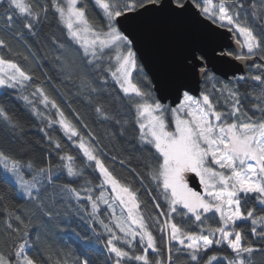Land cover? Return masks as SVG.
I'll list each match as a JSON object with an SVG mask.
<instances>
[{
	"label": "snow or ice",
	"instance_id": "1",
	"mask_svg": "<svg viewBox=\"0 0 264 264\" xmlns=\"http://www.w3.org/2000/svg\"><path fill=\"white\" fill-rule=\"evenodd\" d=\"M162 23L227 43L165 82L142 51ZM65 236L104 264L264 257V0H0V264H94Z\"/></svg>",
	"mask_w": 264,
	"mask_h": 264
},
{
	"label": "water",
	"instance_id": "2",
	"mask_svg": "<svg viewBox=\"0 0 264 264\" xmlns=\"http://www.w3.org/2000/svg\"><path fill=\"white\" fill-rule=\"evenodd\" d=\"M227 40L224 37L202 35L198 30L186 24L157 25L143 34V64L150 75L168 82L182 75V54L188 47L194 44H206L209 47L215 43ZM225 71L238 70L239 66L229 64L222 66ZM169 101L174 102L175 97L169 95ZM191 186L199 189L197 181L193 180Z\"/></svg>",
	"mask_w": 264,
	"mask_h": 264
},
{
	"label": "trees",
	"instance_id": "3",
	"mask_svg": "<svg viewBox=\"0 0 264 264\" xmlns=\"http://www.w3.org/2000/svg\"><path fill=\"white\" fill-rule=\"evenodd\" d=\"M89 2L91 3V0H89ZM54 30H55L54 24H50L49 26L45 27V33ZM48 74L53 76L54 82L57 84L58 87L61 88L62 91H67V87L60 84V82L56 79L55 74L51 70H49ZM7 103L16 111L18 115H20L26 121V124L28 126V133H27L28 138L34 142L35 146L37 147V152L39 153L40 150L43 147H45L43 143V138L38 131L40 125H38L37 122L27 112L24 111L22 103L16 101L15 99H10V98L7 99ZM73 107H76L82 113H88L89 122H91L90 109L87 108L83 100L75 102L73 104ZM104 127L107 126L105 125ZM56 135L59 136L58 133ZM69 150L71 151V149ZM123 175L127 176L128 174L127 172H124ZM64 182H68V181L65 180ZM79 223H80L79 221H76L72 224V227L76 229V232L79 233L81 236L85 234H90L87 233V230L84 229L82 225L78 226ZM65 241L75 250V253L77 255L81 257H84L85 255L91 257L94 264H104V256L102 255L98 246L85 245V243L82 240L76 239L74 236H65L63 239L58 240L57 243H59V245L63 247ZM254 260H255V264H264V257H262L260 254H255ZM178 264H185V259L183 256L180 257V261L178 262Z\"/></svg>",
	"mask_w": 264,
	"mask_h": 264
}]
</instances>
